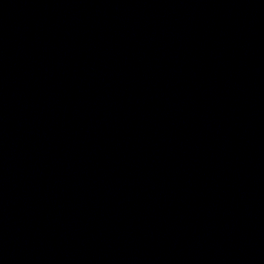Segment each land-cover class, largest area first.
I'll return each mask as SVG.
<instances>
[{
    "label": "water",
    "instance_id": "95a60500",
    "mask_svg": "<svg viewBox=\"0 0 264 264\" xmlns=\"http://www.w3.org/2000/svg\"><path fill=\"white\" fill-rule=\"evenodd\" d=\"M0 264H264V0H0Z\"/></svg>",
    "mask_w": 264,
    "mask_h": 264
}]
</instances>
